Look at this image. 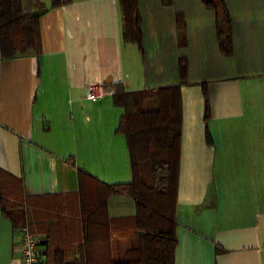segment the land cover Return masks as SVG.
Returning a JSON list of instances; mask_svg holds the SVG:
<instances>
[{
	"label": "crops",
	"instance_id": "crops-1",
	"mask_svg": "<svg viewBox=\"0 0 264 264\" xmlns=\"http://www.w3.org/2000/svg\"><path fill=\"white\" fill-rule=\"evenodd\" d=\"M21 1L28 13L37 1L51 4ZM223 1L227 16L204 0H141L142 50L124 41L119 0L50 10L40 21L41 54L2 60L0 49V168L37 202L77 193L80 170L108 185L130 183L115 85L135 92L185 81L175 264H264V0ZM227 17L232 57L219 42ZM90 84H101L100 101L87 98ZM135 215L132 199L109 200V219L126 222L98 237H111L116 262L133 245ZM19 226L0 210V264H21Z\"/></svg>",
	"mask_w": 264,
	"mask_h": 264
},
{
	"label": "trees",
	"instance_id": "trees-1",
	"mask_svg": "<svg viewBox=\"0 0 264 264\" xmlns=\"http://www.w3.org/2000/svg\"><path fill=\"white\" fill-rule=\"evenodd\" d=\"M71 2L51 0L47 8L37 1L36 12L28 13L24 12L21 0H0L2 60L41 54V18ZM119 3L124 41L142 50L141 0H119ZM204 3L228 15L223 0H204ZM227 21L229 33L223 36L220 32L219 42L222 53L232 57L230 19ZM187 69L186 61L182 60V80ZM184 82L135 92L127 91L123 84L115 85L113 104L123 111L116 133L126 139L132 173L130 183L108 185L80 170L77 193L48 196L37 202L25 194L22 180L0 168L1 213L16 227L28 226L34 234L47 235L41 244L47 246L45 264H175L183 132L181 85ZM203 91L207 123L211 103L206 86ZM206 139L212 144L208 126ZM114 197H128L136 205V215L131 220L133 245L124 259L117 262L109 246L111 237L99 238L106 233L108 236L112 226L126 222L108 217V202ZM77 231L81 238H76ZM64 233L74 238H58Z\"/></svg>",
	"mask_w": 264,
	"mask_h": 264
},
{
	"label": "built area",
	"instance_id": "built-area-1",
	"mask_svg": "<svg viewBox=\"0 0 264 264\" xmlns=\"http://www.w3.org/2000/svg\"><path fill=\"white\" fill-rule=\"evenodd\" d=\"M87 98L91 101H100L103 97L101 84H90L86 89ZM21 253V264H42L43 253L41 244L43 238L30 231L28 226L17 230Z\"/></svg>",
	"mask_w": 264,
	"mask_h": 264
},
{
	"label": "rangeland",
	"instance_id": "rangeland-1",
	"mask_svg": "<svg viewBox=\"0 0 264 264\" xmlns=\"http://www.w3.org/2000/svg\"><path fill=\"white\" fill-rule=\"evenodd\" d=\"M113 107L116 108L114 104H113ZM116 109H119V108H116ZM118 113H119V112H118ZM116 131H117V130H116ZM116 134H117V133H116ZM117 135H118V134H117ZM130 176L132 177V173H130ZM17 223L19 224L20 222H17Z\"/></svg>",
	"mask_w": 264,
	"mask_h": 264
}]
</instances>
